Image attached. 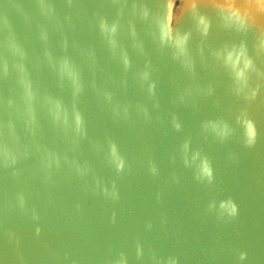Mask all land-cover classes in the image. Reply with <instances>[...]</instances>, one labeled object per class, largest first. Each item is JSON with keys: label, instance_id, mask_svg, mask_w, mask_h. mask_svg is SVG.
I'll return each mask as SVG.
<instances>
[{"label": "water", "instance_id": "1", "mask_svg": "<svg viewBox=\"0 0 264 264\" xmlns=\"http://www.w3.org/2000/svg\"><path fill=\"white\" fill-rule=\"evenodd\" d=\"M169 2L0 0V264H264V11Z\"/></svg>", "mask_w": 264, "mask_h": 264}, {"label": "clouds", "instance_id": "2", "mask_svg": "<svg viewBox=\"0 0 264 264\" xmlns=\"http://www.w3.org/2000/svg\"><path fill=\"white\" fill-rule=\"evenodd\" d=\"M256 3L260 6V10L264 11V0H256ZM172 7H173V4H172V2L170 0L169 5H168V8H169V13H168V18H167L168 19V24L165 25V27L162 29V36L163 37H169L170 36V31H171L170 24H171V19H172V11H171ZM193 7H194V5H193ZM218 7H224V6H219L218 5ZM226 7H227V10L231 14L229 18L235 17L237 20L241 19L239 10L233 7L232 0H228ZM200 23L205 25V30H206V24H205V21H204L203 17H201ZM104 27L105 26L102 24V28H104ZM105 30H107V29H105ZM111 31H114V28L111 29ZM185 40H186V37H178L176 39V41H175V45L178 48V50H180L181 53L183 52V45H184ZM242 54L243 53H241L240 55H242ZM240 55H237L235 57V59H233V54L232 53H229L228 56H227V60L232 63V66L234 68L236 66V63L240 59ZM250 63H251L250 61L245 60L244 61V68L247 69L250 66ZM236 76H237L238 80L243 81V79H244L243 70L237 71L236 72ZM78 90L79 89L77 87V91ZM253 95H254V93H253ZM28 98H29V100L31 99V94L30 93H28ZM60 114H61V105L57 102L54 105V111H53L54 119H60ZM74 122H75L77 131H81L82 130V127H81L82 126V120H81V117H80V115L78 113L74 114ZM244 125H245V128H246L247 144L251 145V144L254 143L255 136H256V132H255L254 126L251 123V121H248V120L244 121ZM213 127H215V126H213ZM221 134H223V133L221 132ZM9 137H11L13 140L16 139L14 128L10 124L7 126V132H6V135H5L4 142L0 143V163H3V165L5 167H9V166L14 165L16 163V160H17V156H16V153H15L14 147L10 146V144H9V140H8ZM186 148H187V145H185V149ZM112 155H113V158L116 160L117 169H120L123 166L122 165V161H120L119 158L116 156V150H115L114 146L112 148ZM193 159L195 160L196 157L194 156ZM199 177L207 178L208 180H211V178H212L211 168H210L209 163H208V161L206 159L201 160V162H200V165H199ZM219 210H220V215L221 216H225L226 215L228 217H235V215L237 213L236 205L231 200L222 201L219 204ZM240 258L241 259L244 258V254L243 253H241Z\"/></svg>", "mask_w": 264, "mask_h": 264}]
</instances>
